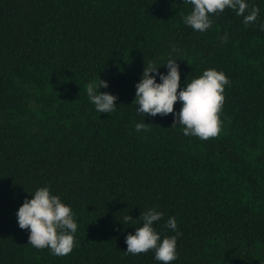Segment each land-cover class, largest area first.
I'll use <instances>...</instances> for the list:
<instances>
[{
	"label": "trees",
	"instance_id": "1",
	"mask_svg": "<svg viewBox=\"0 0 264 264\" xmlns=\"http://www.w3.org/2000/svg\"><path fill=\"white\" fill-rule=\"evenodd\" d=\"M245 2L254 23L225 9L199 32L183 22L186 0H0V264H162L154 250L126 253L149 209L163 214L161 240L177 237L171 264H264V0ZM168 59L181 89L207 69L229 79L217 137L137 114L144 66L166 75ZM98 77L117 97L111 113L87 96ZM40 187L72 209L68 255L33 247L18 226Z\"/></svg>",
	"mask_w": 264,
	"mask_h": 264
},
{
	"label": "clouds",
	"instance_id": "2",
	"mask_svg": "<svg viewBox=\"0 0 264 264\" xmlns=\"http://www.w3.org/2000/svg\"><path fill=\"white\" fill-rule=\"evenodd\" d=\"M186 3L193 7L190 14L183 17V22L199 32L211 27L210 14L216 15L225 9L243 16L245 25L254 23L259 13V8L255 5L249 9L245 0H186ZM221 40L227 42V36L221 37ZM173 51L178 50L174 48ZM176 61L168 59L163 64L167 68L166 75L159 73L161 66L157 67L154 63L144 66L141 79L135 85L133 102L136 103L137 114L151 117L173 114L172 126L182 125L185 136H195L201 140L217 137L221 130L219 114L225 99L224 87L230 83L229 79L223 72L207 69L181 89L179 65ZM156 76H159V83L156 82ZM107 87V82L99 77L86 85L87 96L99 113L115 111L117 97L99 91L100 88ZM177 101L181 107L179 112H174ZM147 125L144 122L137 123L135 130L147 131ZM31 196V199H24L16 212L19 228L29 232L28 244L37 249L48 248L56 256L70 254L75 246L74 234L78 227L72 209L62 203L59 196L53 195L48 187L38 188ZM162 216L161 212L154 209L140 213L139 219L143 221V225L136 228L134 235L128 234L125 237L126 253L136 255L154 250L155 259L162 264H171L177 259V237H165L161 240L153 227L154 222L161 220ZM123 220L127 223L133 218L127 214ZM166 227L176 231V219L170 217Z\"/></svg>",
	"mask_w": 264,
	"mask_h": 264
}]
</instances>
